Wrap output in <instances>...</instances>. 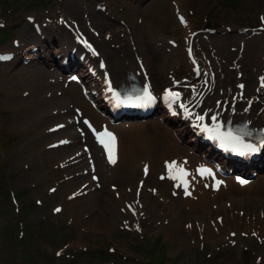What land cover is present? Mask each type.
I'll list each match as a JSON object with an SVG mask.
<instances>
[{
    "label": "bare ground",
    "instance_id": "obj_1",
    "mask_svg": "<svg viewBox=\"0 0 264 264\" xmlns=\"http://www.w3.org/2000/svg\"><path fill=\"white\" fill-rule=\"evenodd\" d=\"M63 7L60 5L57 9L59 14L56 21L48 23L60 30L58 34L63 39L59 46L53 43L55 49L59 52V57L54 54L49 57L54 64L58 62L57 60L63 58L61 56L64 51L63 46L69 44L67 39L69 34L76 32L82 39L87 36H91L94 39L96 51L94 53L85 51V61L87 64H92V68L94 67L98 72L100 70L109 71L113 87L119 84L120 81H124L126 74H133L138 80H141L139 69L134 59L136 57L139 58L148 67L149 58L144 52L138 50V45L135 46V50L122 49L124 37H120L117 33L121 31V28L124 29L125 26L121 27L122 25L119 23L112 27L106 26L100 24L103 23L102 19L100 23H96L90 18L93 13H96V15L104 13L94 8H91L90 12L86 14L85 23L80 24L81 22L76 21L73 15L71 16L68 13L70 9H67V12ZM89 7L85 5L84 9L89 11ZM103 17L106 18L105 15ZM34 20L32 19V21ZM34 22H36L38 30L35 29L32 22L28 21L25 24L26 27L23 34L22 32L18 34L19 36L15 37L14 42L9 43L8 46H2L0 55L7 52L10 54V58L4 61L0 60L1 63H11L15 53L25 50V47H28V52L31 51L33 53L28 56L29 61L34 58L41 59V54L34 45L36 42L43 40L44 42L46 41V47H49V42H52L53 39H51L49 28L41 25L38 19ZM64 22L68 23V27L64 25ZM180 24L184 29L183 34H185L183 39V57L188 64L189 71L186 72V76H182L179 80H176L177 77H175L166 82L163 76L161 78L162 92L166 93V90H171L179 93L181 102L176 104V100H174L173 108L178 110L179 113L186 112V114L195 109V113H191L192 120L196 119V116H204L203 121H196L195 124H198V126L208 123L213 125L221 124L225 119L237 120L244 118L260 127L264 132V87H260L257 84L261 78L260 75H262L261 71L257 69L264 67V35L261 36L263 32L261 31L260 34L249 38L239 36L236 43H232L236 36H208L207 43L209 45L204 50V48L197 47L199 45L203 47V42H199V45L197 43L198 40L202 41V39L191 35L192 29H190V23H188L185 16L182 17ZM115 30L118 32L115 33ZM94 35L100 40H96L97 37ZM123 36H126V34L123 33ZM65 40L67 41L65 42ZM227 42L229 45L235 44L237 46L234 47V52L226 49ZM111 44L112 47H110ZM132 44H134L133 41ZM156 44L159 45V43ZM240 44L243 45V49L238 54ZM31 46L34 50L31 49ZM166 47L170 52L172 51V60L175 59L174 62L177 61L174 53L176 47L172 48L169 45H166ZM210 47H212L215 56L211 55ZM80 49L83 50L84 47L80 46ZM237 54L239 56L234 62ZM222 57L224 58V60L222 59L223 62L220 60ZM42 58L44 60L43 56ZM206 58L210 59L208 63L205 61ZM28 62L26 65L27 67L30 66V69L27 68L24 73L21 70L13 71L16 77L13 82H9V79L5 77L4 71L0 72V95L6 93L4 95L10 100L13 99L16 92L25 89L28 91L29 100H27L30 102V109L27 110L28 107L27 109L20 108L23 111V115L29 113L32 118H36L39 112L47 110L55 112L54 115L47 116V118L58 120L52 123L56 125V128L53 130L49 129L51 131L48 135L51 136L49 141L61 140L67 141V143L56 145L53 147L55 150L50 148L51 150H48V152L52 155L53 151H55L56 160L61 163L65 174H70L71 176L68 179V184L71 187L76 181H81L74 188L68 187V191L65 194L69 195L65 196L64 194L61 197V204L65 206L73 201H80L82 205L84 203L87 206V210L83 209L88 213L89 210L96 209L98 211L100 209L99 214L90 216V218L94 223H104L107 226L126 224L135 227L138 224L146 226L156 224L158 227L160 224L158 220L160 221V219L159 216H156V212L165 211L167 215L162 224L166 228H171L172 233H175L176 236H179L176 230L179 229L183 218L188 219L184 222L186 226L184 233L192 234V230L197 229V233H204L205 236L210 237L212 240L218 237L222 239L228 238L227 233L230 230H234L236 233L240 230L247 233L251 230L249 227H253L252 230H255L262 223L264 224V217H259V214L262 215L263 213L264 215V173H256L255 176L248 177L251 172L254 174L259 169V165L250 166L248 167L249 169L236 167L238 165L225 166L217 154L210 152L208 144L204 143L196 132L185 125L181 119L168 117L165 114L166 110L164 108L159 109L157 108L158 106H156V110L152 109V112L144 116L112 121L111 116L100 114L102 98L104 95L107 96V94L104 93L102 88H100V91H96L93 88V84L88 82L86 75L84 76L86 74L85 71H81L78 82L71 79L67 80V74L62 73L55 74V77L52 78L53 82H48L42 81L43 70L35 69L33 64H28ZM227 63H234L235 69H228ZM62 64H65L64 67L66 69L74 68L71 63L64 62ZM240 68L244 77L243 75L240 78L233 76L230 79L231 71L234 73V70L237 71ZM253 69H255L256 74ZM72 72L73 70L69 73V77ZM51 75L53 74L48 76ZM254 78L255 82L253 81ZM13 85L18 86L20 90L15 89L10 92L11 89H14ZM241 85L243 87H240ZM82 88L84 89L83 93ZM6 89L8 92H6ZM67 97L69 99L65 103ZM3 102L6 103V101ZM181 105H184V107L182 108ZM69 108L76 116L90 117L94 121L92 124L96 128L101 127L102 122H104L114 131L116 137L115 163H111L104 158L100 145L92 136L93 148L91 152L84 143L76 144L81 140L86 129L83 125L76 123L73 116L71 118L66 115ZM19 114L21 113L19 112ZM213 116H216L215 121L212 120ZM52 124L50 125L52 126ZM59 125H63V127H58ZM173 161L176 162L178 167L182 166L184 169H190L188 175L182 179L179 176L177 179H172L169 175L167 163ZM204 165H211L213 173L201 175L197 169ZM145 166H147V172L145 171ZM90 169L98 172L97 180H91L90 173L87 176L86 173ZM237 177L247 180L248 183L241 184ZM138 180L142 181L140 186L136 184ZM217 181H220L218 185ZM185 184L187 187H185ZM132 185L135 186V192L130 191ZM152 188H154V191H152ZM72 190L74 191L71 196L74 197L70 199V191ZM186 191L190 192L191 195H186ZM140 195L144 196V198L141 199ZM145 196H150L153 201H149ZM240 207L250 209V223H245L249 219L246 212L239 211ZM235 208L239 209L235 213H231ZM216 212H221L223 216L217 221H212V216ZM255 212L256 214L258 213V216L255 215ZM235 238L237 237L235 236Z\"/></svg>",
    "mask_w": 264,
    "mask_h": 264
},
{
    "label": "rangeland",
    "instance_id": "obj_2",
    "mask_svg": "<svg viewBox=\"0 0 264 264\" xmlns=\"http://www.w3.org/2000/svg\"><path fill=\"white\" fill-rule=\"evenodd\" d=\"M60 5L64 6L67 12L70 9L68 13L73 15L76 21L81 22L80 24H83L86 14L94 8L104 13L101 15L93 13L90 18L96 23H100L102 19L103 23L100 24L106 26L112 27L116 23L122 25L121 27L125 26L119 32L115 30L120 37H124L122 49L135 50V46L138 45V50L148 56L147 68L154 79L153 89L156 93L162 88V76L167 82L175 77L182 78L189 71L183 57L185 34L180 24L183 16L190 23L191 35L202 39L197 43L199 45V42H203V47L201 45L197 47L204 50L209 45L208 36H236L232 42L236 43L239 36L249 38L260 34L261 31L263 32L261 36L264 35V21L261 19L264 17V0H0V49L2 46L13 43L15 37H18L21 32L23 34L28 21L34 22L38 19L41 25L49 28L51 36L54 35V40L49 42V47H46V41L43 40L34 45L41 54V59L34 58L29 61L28 56L32 52H28V47H25V50L15 53L11 63L0 62V72L4 71L9 82H13L16 78L13 71L21 70L24 73L27 68L30 69V66L26 65L28 61V64H33L35 69L43 70L42 81L53 82L52 78L59 73L67 74L66 79H71L68 76L70 69L59 68L49 58L52 52H56L53 43L60 36L58 34L60 30L48 23L56 20ZM85 5L90 6L89 11L84 9ZM104 15L106 18L103 17ZM32 19L35 20L31 21ZM123 33L126 36H123ZM69 36L74 41L72 34ZM87 38L96 45L91 36ZM96 40L100 38L97 37ZM166 45L176 47L174 53L177 61L172 60V51L170 52ZM226 46L227 50L235 51V44L229 45L227 42ZM210 48L211 55L215 56L212 47ZM31 49L34 50L32 46ZM242 49L243 45L240 44L238 54ZM66 53L67 49L63 51V56ZM207 59H205L206 63L210 60L207 61ZM222 59L224 58H220L223 62ZM69 63H77L78 68L82 70L85 68L83 62L75 59ZM231 64L227 63V68L235 69L234 63ZM250 68L252 70V66ZM239 70H234V73L231 71L230 79L233 76L240 78L243 71ZM257 70L262 73L260 77H264V67H259ZM76 72L78 70L74 71ZM49 74L53 75L48 76ZM253 81L255 82V78ZM95 88L98 89L96 85ZM15 89L20 90L18 86H14L10 92ZM6 92H8L7 89ZM27 92L25 89L20 90L10 100L4 95L6 93L0 95V264H158L156 260L160 259V255L164 256L160 264H264L263 223L258 227L262 229L260 231L258 228L252 230L253 227H249L251 230L247 233L241 230L238 233L230 230L227 233L228 238L218 237L212 240L204 233H201L203 235L197 233V229H193L192 234L184 233L186 228L184 222L188 219L183 218L179 229L176 230L179 236H176L171 228H166L162 224L167 215L165 211L156 212V216L160 219L158 227L156 224L151 226L138 224L135 227L126 224L107 226L104 223H94L90 218L99 214L100 209L98 211L92 209L88 213L85 211L88 209L87 206L84 203L82 205L80 201H73L67 204L68 206L61 204V197L67 193L70 186L68 179L71 176L65 174L61 163L56 160L55 151L52 155L48 152L50 148L55 150L53 147L61 144V140L50 142L51 136H48L51 132L49 129L56 128V125L52 123L57 119L47 118V116L54 115L55 112L50 110L37 112L36 118H32L29 113L25 114L26 116L23 115L20 108L30 109ZM68 96L70 97L69 94ZM68 99V97L65 99V103ZM71 113L69 108L66 115L71 118L73 116L74 120L81 125V115L76 116ZM89 119L92 121L91 118ZM31 121L36 123L33 124L34 122ZM82 138L76 144L84 143L91 152L93 148L91 136L86 130ZM263 170L264 166L261 165L248 177H253L256 173L263 174ZM91 172L98 175L97 171L90 169L86 173L87 176ZM80 182L76 181L70 187L74 188ZM136 184L140 186L139 183L136 182ZM73 191H70V199L74 197L71 196ZM130 191L135 192V186L132 185ZM68 195L65 194V196ZM140 198L143 199L144 196L140 195ZM145 198L153 201L150 196ZM75 203L79 206L77 207ZM240 208L243 209L238 208L239 211L246 212L249 219L245 223H250V209ZM56 209L60 210L56 211ZM238 209L235 208L231 213H235ZM256 212L255 215L258 216ZM222 216L221 212H216L212 216V221H217ZM260 216L264 217L263 213L259 214ZM154 257H156L155 260Z\"/></svg>",
    "mask_w": 264,
    "mask_h": 264
},
{
    "label": "snow or ice",
    "instance_id": "obj_3",
    "mask_svg": "<svg viewBox=\"0 0 264 264\" xmlns=\"http://www.w3.org/2000/svg\"><path fill=\"white\" fill-rule=\"evenodd\" d=\"M261 19H262V21H264V17H262ZM89 47H91V46L89 45ZM9 58L10 57H8V56L0 55V60H7ZM71 79L75 80L77 78L75 76H73V77H71ZM261 80H262V87H264V77H262ZM240 87H243V85H241ZM109 90H111V88ZM165 95L167 98H170L172 100L179 99V93L171 91V90H166ZM143 99L145 100V102H149V101H152L155 99V97H153L151 91L149 90V85H147V84L144 86ZM169 107H171V104L169 105ZM181 107L183 108L184 105H181ZM185 111H187V109H185ZM188 114L191 115V113H188ZM203 119H204V116H196L197 121H203ZM212 120L215 121L216 116H213ZM85 123L87 124L88 121H85ZM58 127H63V125H59ZM89 127H91V125H89ZM203 127L206 130H208L210 132H214L216 134V138H218L221 141L222 147L230 148L232 151L237 152L238 155L245 156V155H249L252 153H256L260 150V147H257L256 145L244 144L242 141V137L239 135H233V133L231 131L221 133L219 124H217L216 127L212 128V129H209L206 125H204ZM102 136L107 137L109 142L105 143V140L100 139ZM97 137H98V139H100L101 143L105 144V147L109 153V161L111 163H115L116 162V160H115V136L111 132H108L105 129L103 133H98ZM61 143H67V141H61ZM261 146L264 147V141H261ZM241 148L243 150L238 151V149H241ZM167 168L169 171V175L172 179H177L178 176L182 179L184 176L188 175V173L185 171V169L182 166L178 167L176 165L175 161L167 163ZM145 171L147 172V166H145ZM197 171L201 175L211 173V169H208L205 167H201V168L197 169ZM237 179L241 184L248 183L247 180L241 179L240 177H237ZM219 183H220V181H217V185ZM185 187H187L186 184H185ZM185 194L191 195V193L187 192V191L185 192ZM59 210L60 209H56V211H59Z\"/></svg>",
    "mask_w": 264,
    "mask_h": 264
},
{
    "label": "trees",
    "instance_id": "obj_4",
    "mask_svg": "<svg viewBox=\"0 0 264 264\" xmlns=\"http://www.w3.org/2000/svg\"><path fill=\"white\" fill-rule=\"evenodd\" d=\"M154 260L156 259V257L153 258ZM158 261L156 260V263L160 264V262L164 259V256L163 255H160V259L157 258ZM110 264H113V263H110Z\"/></svg>",
    "mask_w": 264,
    "mask_h": 264
}]
</instances>
